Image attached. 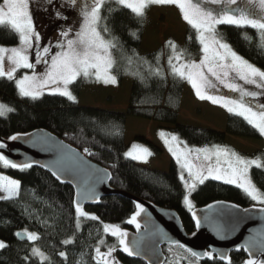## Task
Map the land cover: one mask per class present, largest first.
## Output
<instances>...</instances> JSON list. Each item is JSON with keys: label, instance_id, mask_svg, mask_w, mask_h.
<instances>
[{"label": "trees", "instance_id": "1", "mask_svg": "<svg viewBox=\"0 0 264 264\" xmlns=\"http://www.w3.org/2000/svg\"><path fill=\"white\" fill-rule=\"evenodd\" d=\"M113 7H115L113 5ZM110 25L126 49L131 62L117 55L118 65L114 70L117 82L127 80L130 85L127 108L115 112L79 105L78 97L86 81L81 78L70 86L75 100L67 97L43 93L33 100L19 97L14 80L0 78V103L13 109L6 116H0V139L8 141L10 136L27 134L37 129L49 131L65 143L80 151L93 163L110 172V187L135 198L147 201L157 207L177 212L188 235L195 231L188 208L183 204L184 186L179 179L180 168L172 159L165 171L151 169L137 164L126 157L128 145L125 142L126 122L130 119L150 121L170 125L185 143L193 146L224 145L227 136L242 139L261 140L259 132L236 115H227L224 131L198 128L178 123V108L185 81L174 78L168 67L170 46L141 54L140 45L144 33L145 18H137L128 9L120 8L113 13ZM226 42L257 67L264 70V48L260 47V34L249 26H219ZM245 36L250 39H246ZM191 38V39H190ZM18 36L6 26H0V46H13ZM186 50L187 58H199V47L195 32L187 27L184 43L177 46ZM157 57L159 59L157 60ZM163 69L164 77L150 76L148 64ZM143 78V80H142ZM152 153V158L161 154V149L141 136L134 138ZM87 148L93 155H87ZM264 163V153L257 152ZM0 173L20 183V192L10 200H0V241L6 248L0 249V264H42L35 256L26 262L31 248L37 247L48 261L43 264H94L91 256L100 238L107 245L116 244L114 237L105 235L101 222L119 225L125 231H134L126 221L135 213L136 204L120 195L102 199L94 207H85L90 214L97 215L99 221L81 218V227L76 228L72 206L73 190L57 182L44 170L31 167L13 169L0 164ZM250 177L264 190V168L250 169ZM193 209L216 201H226L247 208L252 200L239 188L215 180H207L191 194ZM192 209V210H193ZM37 233L36 241H19L16 233L25 230ZM72 239V243L62 241ZM163 246L166 262L188 264L187 254L176 248ZM102 251L106 248L102 247ZM66 253V259L59 252ZM232 264H243L247 260L242 250L232 252ZM119 264H144L130 259L122 251L115 253ZM194 264H221L217 259L195 261Z\"/></svg>", "mask_w": 264, "mask_h": 264}, {"label": "snow or ice", "instance_id": "2", "mask_svg": "<svg viewBox=\"0 0 264 264\" xmlns=\"http://www.w3.org/2000/svg\"><path fill=\"white\" fill-rule=\"evenodd\" d=\"M45 2L59 19L65 21L68 19L60 9L73 11L77 16L76 23L60 29L55 44L49 42L47 45H42V36L36 30L32 4L35 3L39 7V0H0V26H6L17 35L20 45V47L0 46V78L6 77L11 81L18 70H30L31 75L25 74L15 79L21 97H30L35 100L47 90L50 94L67 97L74 101L76 98L70 86L81 78L94 79L104 84H116L117 76L114 70L118 65L117 55L119 54L121 59L126 58L129 63L132 58L126 56V49L119 37L114 35L110 25L113 13L123 8L130 10L137 18H143L146 10L151 6L172 5L178 8L182 19L195 32L199 59L187 58L186 50H179L176 44L169 41L171 55L168 56L167 63L170 74L174 78L186 80L199 99L211 101L212 104L220 105L229 113L242 117L248 125L264 136V70L239 55L226 42L223 33L219 30V26L222 25L250 26L259 32L260 47L264 48V0H258L259 13L253 10L257 7V0H240V2L238 0H58L59 7L56 6L57 0H45ZM245 38L250 39L247 36ZM30 50L34 52V62L30 61ZM41 65L43 71H37V66ZM148 72L150 76L164 77L165 75L162 68H153L150 63ZM222 90L236 95H227ZM12 111V108L0 104V116ZM161 136H164V133H161ZM18 138L20 134L10 136L8 139L14 141ZM164 143L169 146V152L180 166L179 179L183 182L185 190L182 199L189 211L194 207L190 195L196 190L197 185H203L205 181L212 179L235 185L253 202L260 204L262 207L259 211L264 212V190H261L249 175V170L253 166L256 169L264 168V163L260 160L246 159L220 145H213L211 149L189 148L187 145L181 148L179 145L183 141L175 135L165 136ZM6 147L5 143L0 142V149ZM136 148L137 146L133 145V149ZM84 152L87 155H93L87 148ZM124 155L142 160L151 153L147 148H140L135 155L131 150ZM0 164L23 170L33 167L38 162L16 163L0 152ZM39 166L49 168L47 164ZM83 166L84 162L68 148L62 152L58 160L53 162L50 171L57 180H63L65 177L75 179L74 174L82 170ZM97 172L99 175L93 180L86 179L76 185L78 198L72 201V206L77 229L81 227V218L91 221L100 219L97 215L87 212L83 203L87 200H98L95 183L102 182L105 177L110 178L107 170L102 172L97 170ZM0 191L5 193L0 196V200L13 199L19 195L20 183L0 176ZM207 207L211 209L214 205L210 204ZM145 211L142 204L137 203L135 213L126 223L134 225L139 231L141 223L138 217ZM244 211L247 212L248 209ZM192 219L199 228L201 225L199 214L192 212ZM210 219L208 215L203 217L204 221H210ZM101 225L103 233L114 237L116 244L107 245L106 241L100 238L91 256L94 264H119L115 258L118 250L131 257L141 255L146 247L144 237L139 239L134 237L129 240L128 232L119 225L104 222H101ZM215 227L217 234L222 236L224 227L219 224ZM145 231H148L147 226ZM16 235H23L28 241L33 242L39 239L37 233L27 229ZM149 235L156 237L158 233L150 232ZM160 236L163 238V234ZM62 243L70 244L72 239H66ZM168 243L169 251L175 246L187 254L188 264H194L201 257L210 260L218 257L221 264H232L227 252L201 253L187 248L176 240H169ZM155 244L156 241L153 239L152 251L154 255H157L158 249ZM6 247L5 242L0 241V249ZM102 247L106 250L102 251ZM243 250L250 256L243 264H264V259L252 256L253 253L264 254V236L259 239L255 237L250 239L243 246ZM31 256L39 257L42 264L49 260V257L37 247L31 248V253L25 256V261L27 262ZM59 256L66 259V253L63 251L59 252ZM158 264H165V260H159Z\"/></svg>", "mask_w": 264, "mask_h": 264}, {"label": "rangeland", "instance_id": "3", "mask_svg": "<svg viewBox=\"0 0 264 264\" xmlns=\"http://www.w3.org/2000/svg\"><path fill=\"white\" fill-rule=\"evenodd\" d=\"M238 2H240V0H238ZM56 6L59 7L58 0ZM253 10L256 11L257 13L260 12V9L258 7V0H257V7ZM60 11L63 14L67 15L68 17L67 21L57 18L55 13L52 11V9L48 7L45 0H39V7H37V4L35 3L32 4L34 24L36 30L42 36V41H41L42 45H47L49 44V42L55 44L58 40L60 29L62 27H67L68 25L76 23L77 16L75 12L66 9H60ZM144 18H145V27L140 45L141 54L153 52L158 48H164L168 45L169 41L176 44L177 46L183 45L186 29L189 25L182 19L178 8L172 5L151 6L146 10V15L144 16ZM13 46L20 47L19 42ZM7 47H12V46H7ZM53 51H55V49H53ZM198 59L199 58H197V60ZM34 60H35L34 52H31L30 50V61L34 62ZM37 71H43V66L42 65L37 66ZM25 74L31 75V71L25 69L18 70V72L15 75V78L13 79L14 84H15V79H19ZM85 81L86 83L82 87L78 97L79 105L85 107H93V108H99L109 111H115V112H124L126 110L128 97H129V89H130L129 82L127 80H123L121 83L117 82L114 85L104 84L102 82H96L94 79L85 80ZM184 81H185V85L177 113L178 123L193 127L207 128V129L223 132L227 115L232 113H229L226 109H224L220 105L212 104L211 101L199 99L195 95V91L192 89L191 85L186 80ZM222 91H224L225 94L227 95H232V96L236 95L233 93H227L226 90H222ZM16 92L17 95L21 97L18 93L17 87H16ZM46 92L48 91L45 90L44 93ZM8 113H6L3 116H6ZM171 128L172 126L170 125L156 124L150 121H142L138 119L128 120V122H126V130H125V142L128 145L126 152L131 150L135 155L138 149L146 148L141 143L134 141L135 137L141 136L145 138L147 141L151 142L153 145H156L158 148H160L161 154L156 158H152V153L149 150L151 155L145 156L144 159L142 160L133 159L130 156H126V157L134 160L137 164L141 166L165 171L166 169H168L169 161L172 159L175 161L174 157L168 150L169 146L164 143L165 136L175 135L181 141H183L176 133L170 130ZM161 133H164V136H161ZM261 137H262L261 140H252V139H242L238 137L227 136L225 138L224 145H220V146L228 148L229 150L236 152L237 154L241 155L246 159L259 160L257 152L264 153V136ZM159 143L161 144V146ZM133 145H136L137 148L133 149ZM185 145H187L189 148H208V149H211L213 146V145L193 146L183 141V143L180 144L179 147L183 148ZM184 175L185 177H187V173H185ZM0 176L11 179L1 173ZM179 177H180V171H179ZM198 186L199 184L197 185V187ZM4 194L5 193L0 191V196ZM190 199H191V195H190ZM252 204L253 206L256 207L261 206L260 204L253 201ZM35 257L40 260L39 257L37 256ZM165 264H181V263L179 262L170 263L169 261L166 262Z\"/></svg>", "mask_w": 264, "mask_h": 264}, {"label": "water", "instance_id": "4", "mask_svg": "<svg viewBox=\"0 0 264 264\" xmlns=\"http://www.w3.org/2000/svg\"><path fill=\"white\" fill-rule=\"evenodd\" d=\"M42 141H47L42 142ZM7 145L5 149H0L8 158L12 159L16 163H24L26 161H37L38 164H34V167L40 168L52 176L50 169L53 166V162L58 160L62 155V152L68 148L74 151L76 155L84 162L82 170H78L74 175L75 179L71 177H65L63 180H57V182L63 185L69 186L73 190V200L77 199L78 188L76 185L80 184L83 180H93L95 176L99 175L97 170L101 172L106 170L100 165L93 163L86 158L80 151L65 143L61 138L53 135L49 131L43 129H37L27 134H20V138L17 140H3ZM49 165V168H44L39 165ZM110 174V172L107 170ZM110 178L105 177L102 182L95 183V192L99 197L98 200L84 201V207H94L100 203V201L106 197L120 195L125 197L135 204L140 203L146 209L141 216L138 217V221L141 223V229L138 231L134 225V231H127L129 234V240L132 238L144 237L146 247L139 256H126L130 259H136L142 261L144 264H158L159 260L166 261V256L163 253V246H169V240H176L184 244L187 248L196 252L212 251L213 253L227 252L230 255L232 252L239 251L240 248L247 259L250 258L249 253L243 250V246L252 238H261L264 236V212H260L259 208L262 206L241 207L234 203L226 201H216L210 203L214 205L213 208L208 209L207 204L202 207L191 210V220L195 226V231L191 235H188L182 225L179 215L176 211L157 207L147 201L135 198L124 192L118 191L110 187ZM236 205L237 207H231ZM244 209H248L247 212ZM192 212H196L201 217V225L196 227L195 222L192 219ZM208 215L210 221H204L203 217ZM222 225L225 229L222 236L217 234L215 225ZM147 226L148 231H145ZM150 232H156V237H151ZM22 233V232H20ZM160 234H163L161 238ZM19 241H25L26 237L23 235L17 236ZM155 239V247L158 249V254L154 255L152 248V240ZM162 254V255H161ZM252 256L257 259H264V254L253 253ZM205 257H201L203 260ZM218 261L219 258H216ZM221 262V261H220Z\"/></svg>", "mask_w": 264, "mask_h": 264}, {"label": "crops", "instance_id": "5", "mask_svg": "<svg viewBox=\"0 0 264 264\" xmlns=\"http://www.w3.org/2000/svg\"><path fill=\"white\" fill-rule=\"evenodd\" d=\"M160 144V143H159ZM160 146H161V144H160Z\"/></svg>", "mask_w": 264, "mask_h": 264}]
</instances>
